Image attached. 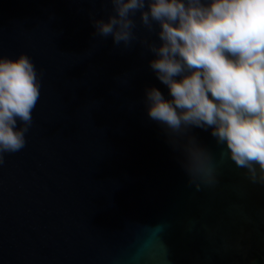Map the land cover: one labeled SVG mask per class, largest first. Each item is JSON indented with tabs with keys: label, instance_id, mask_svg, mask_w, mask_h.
I'll return each instance as SVG.
<instances>
[{
	"label": "water",
	"instance_id": "95a60500",
	"mask_svg": "<svg viewBox=\"0 0 264 264\" xmlns=\"http://www.w3.org/2000/svg\"><path fill=\"white\" fill-rule=\"evenodd\" d=\"M108 0H0V56L33 61L40 91L25 145L0 163V264H251L264 258V185L193 129L216 182L188 184L145 113L155 41L94 34Z\"/></svg>",
	"mask_w": 264,
	"mask_h": 264
},
{
	"label": "clouds",
	"instance_id": "9594fccd",
	"mask_svg": "<svg viewBox=\"0 0 264 264\" xmlns=\"http://www.w3.org/2000/svg\"><path fill=\"white\" fill-rule=\"evenodd\" d=\"M106 18H90L94 34L125 47L140 24L148 67L167 92L146 86L148 119L179 154L188 184L216 182L211 150L193 129L207 131L252 183L264 185V0H108ZM40 78L31 58L0 56V163L25 145Z\"/></svg>",
	"mask_w": 264,
	"mask_h": 264
},
{
	"label": "trees",
	"instance_id": "16d2710c",
	"mask_svg": "<svg viewBox=\"0 0 264 264\" xmlns=\"http://www.w3.org/2000/svg\"><path fill=\"white\" fill-rule=\"evenodd\" d=\"M252 264H264V258L257 256Z\"/></svg>",
	"mask_w": 264,
	"mask_h": 264
},
{
	"label": "flooded vegetation",
	"instance_id": "af4514ba",
	"mask_svg": "<svg viewBox=\"0 0 264 264\" xmlns=\"http://www.w3.org/2000/svg\"><path fill=\"white\" fill-rule=\"evenodd\" d=\"M256 257H257V256H256ZM256 257H255V258H256ZM254 261H255V260H254ZM251 264H252V263H251Z\"/></svg>",
	"mask_w": 264,
	"mask_h": 264
}]
</instances>
